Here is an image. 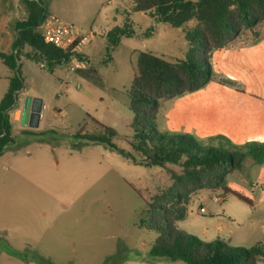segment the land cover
<instances>
[{"label":"rangeland","instance_id":"obj_1","mask_svg":"<svg viewBox=\"0 0 264 264\" xmlns=\"http://www.w3.org/2000/svg\"><path fill=\"white\" fill-rule=\"evenodd\" d=\"M44 1L48 13L93 29L98 48L86 68L76 71L68 68V62L49 71L28 45L18 62L24 89L10 119L19 141L0 155V264L29 263L22 260V253L53 264H186L152 258L157 234L142 225L147 203L160 201L173 185L171 175L77 137L98 129L89 120L92 116L117 132L115 145L131 150L128 90L139 71V53L151 51L170 62L184 59L188 49L184 34L135 12L134 0ZM127 15L136 34L122 39L113 51L106 50L107 32ZM81 58L88 61L86 55ZM209 63L212 76L204 87L159 99L154 119L158 131L188 135L203 146L231 152L264 143V22L214 51ZM12 75L0 61V101ZM24 92L43 100L41 132L21 126ZM171 168L182 171L179 166ZM226 186L249 198L253 206L229 197L223 189L202 190L192 197L178 230L211 242L217 240L218 231L224 237L233 229V239L240 245L227 241L230 247L248 248L254 239L264 241V162L248 157L242 170L228 174ZM213 196L223 201L214 206ZM200 206L207 213H200ZM203 230L210 236L202 237Z\"/></svg>","mask_w":264,"mask_h":264},{"label":"trees","instance_id":"obj_2","mask_svg":"<svg viewBox=\"0 0 264 264\" xmlns=\"http://www.w3.org/2000/svg\"><path fill=\"white\" fill-rule=\"evenodd\" d=\"M20 1L28 18L10 22L9 30L14 35L12 51H0V61L13 72L8 90L0 101V155L19 141L13 133L10 112L24 89L18 62L25 47H32L43 60L41 64H47L51 72L57 64L69 62L72 56L70 51L47 44L42 38L39 26L48 13L45 1ZM133 10L148 15L156 23L181 29L188 43L185 58L170 62L151 51L139 53V71L128 90L133 113V136L127 140L131 150L115 145L113 140L118 136L117 132L92 116L89 120L98 129L77 137L102 144L136 165L161 167L171 175L173 185L162 194L160 201L147 203L142 222L143 227L157 234L150 249L152 258L180 260L186 264H258L264 261L261 243L248 248L230 247L221 239L206 242L178 230V223L187 218L188 205L199 191L223 189L252 205L249 198L226 186V178L228 174L242 170L248 157L263 163L264 143L231 152L203 146L188 135H163L154 125L159 99L192 93L204 87L212 76L209 63L212 53L227 46L245 30L264 22V0H134ZM135 34L134 22L127 15L121 25L107 32L108 51L114 50L122 39L132 38ZM26 56L39 62L34 55L27 53ZM27 134L44 135L45 132ZM171 166L181 167V173L173 171ZM131 187L143 198L139 190ZM21 257L25 262L53 264L42 257L32 260L23 253Z\"/></svg>","mask_w":264,"mask_h":264},{"label":"built area","instance_id":"obj_3","mask_svg":"<svg viewBox=\"0 0 264 264\" xmlns=\"http://www.w3.org/2000/svg\"><path fill=\"white\" fill-rule=\"evenodd\" d=\"M39 31L45 43L58 49L70 51L72 54L71 60L68 62L70 70L76 71L78 68H86L88 62L80 56L95 38V33L92 30L83 29L80 26L62 21L57 15L47 13L39 26ZM222 201L223 199L219 196L211 198L214 205ZM199 212L205 214L207 208L202 206L199 208Z\"/></svg>","mask_w":264,"mask_h":264},{"label":"crops","instance_id":"obj_4","mask_svg":"<svg viewBox=\"0 0 264 264\" xmlns=\"http://www.w3.org/2000/svg\"><path fill=\"white\" fill-rule=\"evenodd\" d=\"M27 18H28V16H27L26 10L22 6L20 0H0V51L1 52L10 53L12 51V44H13L14 38H13L12 32L9 30V24H10V22L15 21V20L25 21V20H27ZM157 24L162 25V23H157ZM90 30L93 31V29H90ZM93 32L95 33V31H93ZM100 32L103 33L104 30L103 31H100ZM154 33H155V30H154L153 34ZM96 37H97V35L95 33V38H94L93 43L89 47H87L84 50V52H83V55L84 56L86 55L87 58H88V61L87 62H91V59L94 57L95 52H96V50L98 48V40H99V38L96 39ZM106 50H108V47L106 48ZM42 65H44V64H42ZM23 95H24L23 96V101H24V98L26 96H32V97H39V98H41L39 95L31 94V93H28V92H24ZM10 114H11V112H10ZM42 117L43 118H41V122H40L39 128L37 130H34V131H37V132H41L42 131L41 123L44 121L45 114L42 113ZM13 130H14L13 131L14 134L17 135V133H19L18 131L15 130L14 127H13ZM227 195L229 197L234 196V195H232L230 193H227ZM261 202H264V199H262ZM251 206H253V203H252ZM200 207H202V206H200ZM233 234H234V230L231 229L230 230V234L224 235V237H221L220 236V232L219 231L215 234V236H216L217 239H222L227 244H229V243L231 244V242H235V246H239L240 243L238 241H234ZM201 236L205 238L206 236H210V233L208 232V230H203V231H201ZM254 240H255L254 241L255 243H251V245H249V246H252L254 244L256 245L258 243H261V244L264 245V241H256V239H254ZM27 264H32V262H29Z\"/></svg>","mask_w":264,"mask_h":264},{"label":"water","instance_id":"obj_5","mask_svg":"<svg viewBox=\"0 0 264 264\" xmlns=\"http://www.w3.org/2000/svg\"><path fill=\"white\" fill-rule=\"evenodd\" d=\"M43 108L44 104L42 98L26 96L22 103L21 125L30 129H38Z\"/></svg>","mask_w":264,"mask_h":264}]
</instances>
